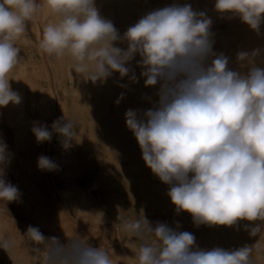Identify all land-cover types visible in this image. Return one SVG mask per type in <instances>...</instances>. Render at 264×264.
Listing matches in <instances>:
<instances>
[{
	"label": "clouds",
	"instance_id": "clouds-1",
	"mask_svg": "<svg viewBox=\"0 0 264 264\" xmlns=\"http://www.w3.org/2000/svg\"><path fill=\"white\" fill-rule=\"evenodd\" d=\"M45 8L57 20L43 28V54L69 56L73 72L93 83L106 82L117 72L121 79L137 83L135 60L145 87L157 88L158 99L146 97L152 107L129 108L125 121L146 166L169 186L176 214L189 213L197 228L239 230L240 222L248 221L244 229L250 236L264 232V61L257 63L261 50L239 51V69L230 68L229 57L214 51L212 18L179 0L146 12L123 34L101 14L96 0H0V107L21 102L10 84V73L21 61L17 41ZM214 11L221 19L238 18L264 34V0H215ZM123 98L121 93L116 103ZM32 132L37 143L58 135L66 149L76 140L75 124L65 114L51 128L35 122ZM10 163L8 145L0 140V201L7 203L21 197L7 179ZM38 167L53 171L58 166L41 155ZM121 226L140 241L136 264H252L251 246L201 247L193 233L180 230L179 221L175 227L160 221L153 225L142 216L121 219ZM25 235L42 254L39 264L123 261L80 235L67 236L65 242L31 225ZM9 247L10 240L0 237V248Z\"/></svg>",
	"mask_w": 264,
	"mask_h": 264
},
{
	"label": "rangeland",
	"instance_id": "rangeland-1",
	"mask_svg": "<svg viewBox=\"0 0 264 264\" xmlns=\"http://www.w3.org/2000/svg\"><path fill=\"white\" fill-rule=\"evenodd\" d=\"M184 1L179 0V3L183 4ZM189 1H192L194 6L201 5L200 0ZM172 2L174 1L152 0L149 3L148 0H138L133 5L114 2L105 5L100 12L106 18L111 13L109 19L123 34L146 12L170 5ZM207 14L213 20L214 51L229 57L230 68L239 69V51L251 52L260 49L257 59L260 57L264 61V34L258 35L238 18L232 22L221 19L213 10ZM52 16L48 15L41 28H38V20L35 21L37 30L39 29L37 38L25 34V38L21 37L17 41L21 48V61L10 73V84L13 91L24 95V118L30 121L28 131L31 134L35 122L46 123L51 128L53 121L65 114L75 124L76 140L66 149L58 135L54 134L51 141L43 143H37L34 136L33 139L29 137L26 140L33 144L32 148H21L19 142L25 140L17 139L12 122L14 118L1 114V110L5 112L9 106L0 107V140L6 142L11 154L7 179L19 188V200L23 201L25 198L24 192L30 193L27 200L37 194L29 187L32 181L25 180L27 183H21L17 174L21 173L23 179H32L33 171L38 168L42 147L43 155L51 160L55 156L61 157L57 161V172L44 170L48 186L46 183L44 187L42 185L45 202L44 205L41 204L42 207L48 209L51 206L48 205V198L53 195L60 207L87 232L84 238L93 246L108 250L114 260L121 259L127 264H136L135 253L140 241L123 229L121 219L135 220L146 216L153 225L160 221L175 227V222L179 221L182 225L180 230L193 233L201 247L251 246L252 264H264V232L250 236L244 229V225L250 222L241 221L239 230L234 227L207 225L197 228L189 213L176 214L175 205L167 195L169 186L161 182L146 166L139 144L126 126V110H146L152 107V102L146 97H151L152 101L158 99L155 96L157 88L145 87L144 78L140 76L141 69L135 60L132 66L139 77L137 83H132L128 77L121 79L118 72L106 82L93 83L84 80L73 72L74 61L69 56H64V59L49 57L39 49L43 28ZM32 29L35 33L34 28ZM261 32L264 33L263 27ZM252 33L253 35H250ZM237 40L249 41L248 50L234 48L237 45L232 42ZM24 51L32 53L25 55ZM136 59H140L139 56ZM121 84L127 87H121ZM121 93H124V98L117 104ZM21 161L27 164L23 166ZM23 167L25 170L30 169V176L21 171ZM22 184H27L29 189H24ZM78 195L91 201L92 213L79 215L71 208L68 199L77 198ZM34 207L36 205L30 202L24 206H19L18 201L0 203V220L5 229L19 235L18 243L5 251L0 264H33L32 256L38 249L25 235L29 225L39 227L46 237L60 238L61 234L54 225L39 224L38 216L33 212ZM101 210L115 223L106 219Z\"/></svg>",
	"mask_w": 264,
	"mask_h": 264
},
{
	"label": "bare ground",
	"instance_id": "bare-ground-1",
	"mask_svg": "<svg viewBox=\"0 0 264 264\" xmlns=\"http://www.w3.org/2000/svg\"><path fill=\"white\" fill-rule=\"evenodd\" d=\"M138 0H96V4L97 7L99 8V10H101L105 5H109L110 3H114V2H119L122 4H128V5H133L137 2ZM152 0H148V2L150 3ZM158 1V0H157ZM168 0H161V2H165ZM174 1V0H173ZM173 3V2H172ZM184 3H189L192 5V1L189 0H185ZM201 5L199 4H195L192 5L193 9L198 10V11H214V3L215 0H200ZM147 11V10H146ZM131 16V13H129ZM49 12L48 10L45 8L43 9L40 14H39V25L38 28H41V24H43V22L47 21ZM112 14L109 13L108 19L110 18ZM127 15V14H126ZM144 15V14H143ZM129 16V15H128ZM111 19V18H110ZM220 19V18H219ZM237 18L228 20V21H234ZM57 18L55 16H52L51 19L49 20V22H56ZM47 22V23H49ZM36 22L30 23L28 26L27 31L25 32L26 35H29L32 37H38L39 36V29L37 30V26L35 25ZM43 26V25H42ZM34 28L35 33L32 31ZM264 28V27H263ZM33 32V33H32ZM256 33V32H255ZM23 35L22 37L25 38L26 35ZM250 35H253L250 34ZM233 44H236L237 46H234V48L238 49V50H248L249 41H245V40H237L232 42ZM25 55H28L32 52H27L24 51L23 52ZM62 59H64V57H61ZM263 61L262 58L259 57V59H257V63L260 64ZM18 82V81H17ZM18 84V83H17ZM17 93L19 94V96L21 97V102L19 104H13V103H9L7 106H9V109L5 110V112H2L4 110H1V114L3 115L6 114V116H9L11 118H14L12 120L13 124H14V128L16 130L17 133V139L18 140H25V142H19L20 147L21 148H27L26 146H29L30 148H32L33 144L30 142H26V140L31 137V139H33V137L35 136L34 134H31V132L28 131L29 128V120H25L24 118V95L23 93L17 91ZM27 143V144H25ZM41 149V155H43V150L42 147ZM66 150V149H65ZM66 154V152H64ZM61 157L59 156H55L53 158V162L57 165V161L60 159ZM21 164L23 166H25L24 161H21ZM20 169H17V171ZM59 169L57 167L56 170H54V172H57ZM21 171H24L23 173H26L27 176H30V169H24V167L22 168ZM33 175H32V179L30 177H28L27 179H23L20 174H17V176L19 177V181L22 183V181H24V183H27V181L25 180H31V184L29 185V187L31 188V190H35L37 194L32 195L31 198H28L29 200H27V197H29L30 193H26L24 192L25 198L23 199V201L18 200V205L20 206H24L25 204H27L28 202L30 203H34L36 205V207H34L35 209H33V212L38 216V221L40 222L39 224L41 226L43 225H54L57 230L60 232L59 236L60 238L66 242L67 240V236L68 237H72V236H76V235H80L82 237H84L87 232L84 231L78 224H76L73 219L65 212V210H63L60 205L58 204L57 201H55L53 195H51V199L48 198V205H51L48 209L42 207V205H44V192L42 191V185L44 187V184L46 183V185L48 186V181L47 178L45 176V172L44 170L40 169L39 167L37 169H35L33 171ZM42 181V184H41ZM22 187L24 189H29L27 184L23 185ZM50 192V191H49ZM68 192H66L65 194L67 195ZM46 196V195H45ZM69 204L71 206V208L77 212L79 215H83L85 213H92L93 211V205L91 203V201H89L87 198H85L84 196H80L78 195V197H74L72 199H68ZM6 201H0V203H5ZM42 204V205H41ZM41 205V206H40ZM102 211V210H101ZM102 215L108 219L109 221L115 223L110 217H108V215H106L105 211L101 212ZM51 226V227H52ZM7 237L10 240V247H13L16 243H18V238L19 235L16 233H14L11 230L5 229L3 222L0 220V237ZM6 250H4L3 248H0V259L3 257L4 253ZM41 252L38 250L36 253L33 254L32 256V260H33V264H39L40 262V258H41ZM119 261H121V259H119ZM120 264H123V261L120 262Z\"/></svg>",
	"mask_w": 264,
	"mask_h": 264
}]
</instances>
